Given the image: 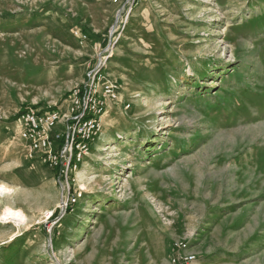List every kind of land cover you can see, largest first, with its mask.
Masks as SVG:
<instances>
[{
    "label": "rangeland",
    "instance_id": "obj_1",
    "mask_svg": "<svg viewBox=\"0 0 264 264\" xmlns=\"http://www.w3.org/2000/svg\"><path fill=\"white\" fill-rule=\"evenodd\" d=\"M91 70L116 97L64 212L19 113ZM0 185V264H264V0H0Z\"/></svg>",
    "mask_w": 264,
    "mask_h": 264
},
{
    "label": "built area",
    "instance_id": "obj_2",
    "mask_svg": "<svg viewBox=\"0 0 264 264\" xmlns=\"http://www.w3.org/2000/svg\"><path fill=\"white\" fill-rule=\"evenodd\" d=\"M100 79L97 70H91L83 83L75 85L65 112L59 109L39 112L26 107L19 113V136L28 142L29 156L41 159L53 169L60 184H65L61 197L64 212L82 196V189L70 183L75 182L74 173L82 166L93 139L101 131L100 118L107 110L106 99L116 97L111 82L102 81L98 91ZM173 246L177 251L173 252L171 264H192L195 257L179 250L184 246L181 242Z\"/></svg>",
    "mask_w": 264,
    "mask_h": 264
},
{
    "label": "bare ground",
    "instance_id": "obj_3",
    "mask_svg": "<svg viewBox=\"0 0 264 264\" xmlns=\"http://www.w3.org/2000/svg\"><path fill=\"white\" fill-rule=\"evenodd\" d=\"M212 67V66H211ZM245 67V66H244ZM211 72V71H209ZM193 121V120H192ZM191 122V121H190ZM108 141V143L111 142V138H106ZM109 148V147H108ZM106 149V147H99V151ZM175 149V148H174ZM97 150V151H98ZM112 155V154H111ZM124 168H128L129 166H126L125 164L123 165ZM83 169H80V171H77V177L80 178V180L82 181V177H83ZM123 172V170H122ZM121 172H118L117 174H120ZM115 174L113 176H111L112 179H116L119 176ZM112 184V183H111ZM83 186V184L81 185ZM123 186L126 188L127 184L124 182ZM12 190H10L7 186L5 185H0V194H4V193H10ZM97 201H99V198L97 197ZM0 220L3 221H9V220H13L15 223L17 224H21L24 223L26 220V215L24 214V212L20 209V208H16L13 207L11 204H7L4 206L3 211L0 213ZM257 245V242L256 244Z\"/></svg>",
    "mask_w": 264,
    "mask_h": 264
}]
</instances>
